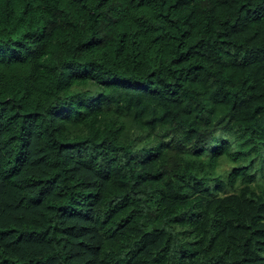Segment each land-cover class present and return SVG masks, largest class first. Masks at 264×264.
Wrapping results in <instances>:
<instances>
[{
  "label": "trees",
  "instance_id": "1",
  "mask_svg": "<svg viewBox=\"0 0 264 264\" xmlns=\"http://www.w3.org/2000/svg\"><path fill=\"white\" fill-rule=\"evenodd\" d=\"M0 264H264V0H0Z\"/></svg>",
  "mask_w": 264,
  "mask_h": 264
},
{
  "label": "rangeland",
  "instance_id": "2",
  "mask_svg": "<svg viewBox=\"0 0 264 264\" xmlns=\"http://www.w3.org/2000/svg\"><path fill=\"white\" fill-rule=\"evenodd\" d=\"M227 162L226 161H223L220 165H221V167H225V166H227Z\"/></svg>",
  "mask_w": 264,
  "mask_h": 264
}]
</instances>
